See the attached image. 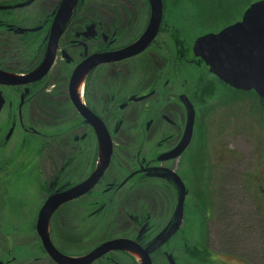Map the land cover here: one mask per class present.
Masks as SVG:
<instances>
[{
	"label": "flooded vegetation",
	"instance_id": "1",
	"mask_svg": "<svg viewBox=\"0 0 264 264\" xmlns=\"http://www.w3.org/2000/svg\"><path fill=\"white\" fill-rule=\"evenodd\" d=\"M63 1L0 0V74L17 81H0V180L33 178L43 196L39 213L50 197L85 183V194L51 217L55 249L79 260L107 243L124 241L137 252L109 251L91 264H143L140 253L153 249L177 224L182 185L180 225L148 254L151 263L232 264L230 252L201 244V211L209 215L211 233L204 236L211 241L232 236V226L227 235L217 229L239 217L230 203L238 190L229 158L209 162L202 149L216 88L241 94L210 73L194 46L199 38L241 22L249 5L239 17L229 11L215 28L187 38L183 22L192 18L178 10L185 1L201 20L208 12L195 6L196 0H161L156 30L151 0H77L53 46ZM95 57L103 62L73 81L77 69ZM225 99L229 103L233 97L226 93ZM188 106L194 112L193 133L180 151ZM244 175L241 205L248 211L252 204L254 215L252 226L240 227L237 235L257 231L263 244L264 176L251 195ZM36 236L37 253L24 261L9 249L0 263L58 264L37 231Z\"/></svg>",
	"mask_w": 264,
	"mask_h": 264
},
{
	"label": "rangeland",
	"instance_id": "2",
	"mask_svg": "<svg viewBox=\"0 0 264 264\" xmlns=\"http://www.w3.org/2000/svg\"><path fill=\"white\" fill-rule=\"evenodd\" d=\"M182 2L184 3L183 9L178 11L185 13L183 15L186 19L192 18L191 22H186L187 20L183 22L188 34L187 38L198 37L208 28H215L216 23L217 25L220 23V18L224 19L227 16L225 12L217 15L205 13L204 17L198 20L196 15L193 16L195 10L192 5L185 1ZM248 2L249 0H230L226 7H229L230 12L233 10L234 18H237L243 14L242 12L249 5ZM173 11V5L170 4V12ZM215 18H218V22ZM226 93L229 97H233L229 103L225 101ZM209 104L213 113L207 122L209 131L205 145H203L202 156H207L206 160L209 162L218 160V157L227 156L229 158L232 183L238 190L231 194L230 203L232 201V209L239 214V217L227 222V227H225L226 224H222L223 226L217 229L219 235H227L232 226L234 229L232 236H229L227 240L218 238L211 241L210 236H207V240L204 236L211 233L210 223H208L209 215L207 213L205 216V213L201 211V244L203 247L209 246L221 253L230 252L234 255V258L230 259L232 264H264V243L262 244V240L259 239L258 232L251 231L249 236L244 235L243 238L237 235L240 227H245V230L247 224L252 226L250 221L254 215L252 204L249 203L248 211L241 205V187H244L241 174L244 173V177L249 178L246 180L249 183L251 195L254 194L257 182L261 183L264 176V116L259 114L257 100L252 95L242 96L227 92L221 86L216 88L215 98ZM213 191L210 190L211 201L215 198ZM226 197L225 195L221 199L226 200ZM42 204L43 196L33 178L29 180L18 176L6 182L0 180V255H6L10 249L13 252H19L22 260L25 258L24 261H26L39 251L35 223ZM212 206L213 204L211 208ZM7 242H9L8 247ZM222 260L226 261L225 258ZM41 264L49 263L42 262Z\"/></svg>",
	"mask_w": 264,
	"mask_h": 264
},
{
	"label": "water",
	"instance_id": "3",
	"mask_svg": "<svg viewBox=\"0 0 264 264\" xmlns=\"http://www.w3.org/2000/svg\"><path fill=\"white\" fill-rule=\"evenodd\" d=\"M76 3L77 0L63 1L58 12V25H55L52 32L54 40L51 41V44L53 46L57 43ZM151 4L153 6V22L151 28L156 30L162 17V4L161 0H151ZM194 53L206 63L210 68V73L219 81L235 91L244 93L253 92L258 98L264 100V0L251 4L245 11L241 22L222 30L218 34H209L199 38L195 42ZM101 62L103 61L98 57L85 62L75 72L73 81L84 76L88 70L99 65ZM52 63L53 59H51L49 64L52 65ZM0 81L8 85H16L17 82L12 81L2 74H0ZM188 108L189 115L186 136L181 144L180 151L188 146L193 133L194 112L190 106ZM86 188L87 185L84 183L67 194L50 197L41 209L36 231L47 254L58 264H91L109 251L129 250L133 253L136 252L128 248L129 242L124 241L107 243L89 256L79 260L65 257L55 249L51 243L49 231V223L52 215L62 204L83 196ZM185 196L184 187L181 185L177 224L163 241L155 244L153 249L143 254L140 253L143 264H152L148 254L160 248L177 231L182 219Z\"/></svg>",
	"mask_w": 264,
	"mask_h": 264
},
{
	"label": "trees",
	"instance_id": "4",
	"mask_svg": "<svg viewBox=\"0 0 264 264\" xmlns=\"http://www.w3.org/2000/svg\"><path fill=\"white\" fill-rule=\"evenodd\" d=\"M230 0H196V5L197 7L202 6V9L204 8L206 12H208L209 14L213 15H217L219 13H228L229 12V7L226 5L228 4ZM255 1H259V0H249V5L250 3L252 4ZM261 1V0H260ZM194 2V1H192ZM227 19V18H224ZM221 19L220 20H224ZM220 21V22H221ZM216 22H218V18L216 19ZM241 95H248V96H253L256 100H257V104H258V109H259V114L264 116V100L260 99L256 96L255 93L251 92V93H240L237 92Z\"/></svg>",
	"mask_w": 264,
	"mask_h": 264
},
{
	"label": "bare ground",
	"instance_id": "5",
	"mask_svg": "<svg viewBox=\"0 0 264 264\" xmlns=\"http://www.w3.org/2000/svg\"><path fill=\"white\" fill-rule=\"evenodd\" d=\"M135 257L138 259V261L141 260L138 256H135Z\"/></svg>",
	"mask_w": 264,
	"mask_h": 264
}]
</instances>
